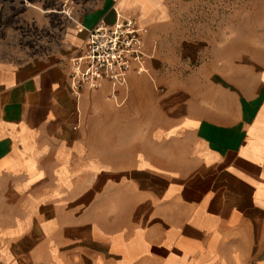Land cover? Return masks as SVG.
<instances>
[{
	"label": "crops",
	"instance_id": "crops-1",
	"mask_svg": "<svg viewBox=\"0 0 264 264\" xmlns=\"http://www.w3.org/2000/svg\"><path fill=\"white\" fill-rule=\"evenodd\" d=\"M130 17L144 74L74 97L89 30ZM0 264H264V0H96L0 55Z\"/></svg>",
	"mask_w": 264,
	"mask_h": 264
},
{
	"label": "built area",
	"instance_id": "built-area-1",
	"mask_svg": "<svg viewBox=\"0 0 264 264\" xmlns=\"http://www.w3.org/2000/svg\"><path fill=\"white\" fill-rule=\"evenodd\" d=\"M71 3L67 1L69 16L75 12ZM148 33L149 29L133 17L114 24L99 20L89 30L80 54L70 61L68 79L73 96L99 91L106 84L117 87L131 73L143 75Z\"/></svg>",
	"mask_w": 264,
	"mask_h": 264
},
{
	"label": "rangeland",
	"instance_id": "rangeland-1",
	"mask_svg": "<svg viewBox=\"0 0 264 264\" xmlns=\"http://www.w3.org/2000/svg\"><path fill=\"white\" fill-rule=\"evenodd\" d=\"M67 1L0 0V55L30 57L59 48L67 24L96 0H70L71 16Z\"/></svg>",
	"mask_w": 264,
	"mask_h": 264
}]
</instances>
